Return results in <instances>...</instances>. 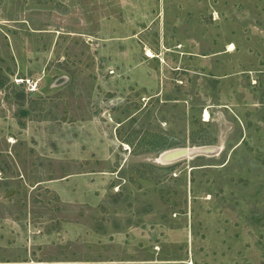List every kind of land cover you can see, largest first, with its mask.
Listing matches in <instances>:
<instances>
[{
  "label": "rangeland",
  "instance_id": "rangeland-1",
  "mask_svg": "<svg viewBox=\"0 0 264 264\" xmlns=\"http://www.w3.org/2000/svg\"><path fill=\"white\" fill-rule=\"evenodd\" d=\"M0 264H264V0H0Z\"/></svg>",
  "mask_w": 264,
  "mask_h": 264
},
{
  "label": "water",
  "instance_id": "water-1",
  "mask_svg": "<svg viewBox=\"0 0 264 264\" xmlns=\"http://www.w3.org/2000/svg\"><path fill=\"white\" fill-rule=\"evenodd\" d=\"M63 81V80H62ZM209 148H178L165 152L161 155L160 160L162 162H174L178 159L192 157L198 154H205L209 152ZM14 191H9L8 196H11Z\"/></svg>",
  "mask_w": 264,
  "mask_h": 264
},
{
  "label": "bare ground",
  "instance_id": "bare-ground-1",
  "mask_svg": "<svg viewBox=\"0 0 264 264\" xmlns=\"http://www.w3.org/2000/svg\"><path fill=\"white\" fill-rule=\"evenodd\" d=\"M148 55L149 56H153L152 54H151V52H148ZM205 118L208 120V118H209V112L208 111H206V113H205Z\"/></svg>",
  "mask_w": 264,
  "mask_h": 264
},
{
  "label": "trees",
  "instance_id": "trees-1",
  "mask_svg": "<svg viewBox=\"0 0 264 264\" xmlns=\"http://www.w3.org/2000/svg\"><path fill=\"white\" fill-rule=\"evenodd\" d=\"M176 144H172V145H170V147H173V146H175Z\"/></svg>",
  "mask_w": 264,
  "mask_h": 264
}]
</instances>
